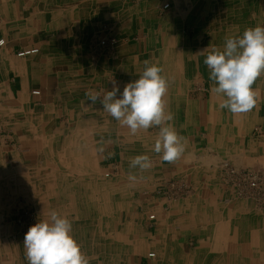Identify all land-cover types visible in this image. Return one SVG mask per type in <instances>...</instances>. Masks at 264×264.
<instances>
[{
    "label": "crops",
    "instance_id": "1",
    "mask_svg": "<svg viewBox=\"0 0 264 264\" xmlns=\"http://www.w3.org/2000/svg\"><path fill=\"white\" fill-rule=\"evenodd\" d=\"M220 3L238 4L234 7L238 15L232 18V24H225L229 19L226 16L218 22V29L213 30L207 20L215 15L203 12L199 6L218 4L220 8ZM165 4L169 5L166 9ZM245 8L249 10L247 19H253L248 26L239 22L241 10ZM263 15L264 0H0V203L7 194L17 196L19 184L23 185L24 179L32 180L36 168L38 177L50 181L48 185L54 189L46 194L41 191L43 194L40 200L35 197L36 201L32 184L25 181L24 190L28 200L43 206L47 219L48 211L66 210L67 202L75 203V197L82 199L77 196L82 191L72 192L73 196L66 198L67 183L60 180L91 178L90 173L83 176L85 172L80 166L97 162L116 170L124 182L126 190L122 189L125 193L119 195L118 203L126 201L127 191L132 190L128 194L133 195L134 219L128 222L127 228L139 227L137 233L148 235L138 240L136 251L128 256V264L135 258L137 262L133 264H264V261L258 262L259 256H264V230H261L264 218L247 210L246 203L230 201L233 196L228 189L218 191L223 201L220 203L223 214L217 217L215 224L223 227L219 233L212 230L203 188L193 189L184 202L165 205L161 189L145 186L152 179L161 184L176 179L184 164L205 161V157H197L202 146V127L212 134L217 132L216 138L222 143L230 132V136L241 141L242 125L249 123L250 118L243 116V119L241 114L221 110V97L215 94L210 93L208 100L203 94L193 99L190 89L195 83L204 87L209 81L204 59L213 47L222 49L230 33L238 36L247 28L264 26ZM201 28L206 31L200 32ZM102 35L116 37L118 42L112 49H104L105 54L100 52L103 48L98 44ZM202 35L208 38L205 40ZM31 49L38 52L25 57L17 55ZM145 60L162 68L167 65H164L168 62L165 60H169L170 70L165 74L170 77V88L165 100L174 114L171 123L176 122L174 127L188 143L181 159L175 163L162 162L160 155L151 150L157 136L145 140L144 135L141 145L148 150L145 154L153 157L154 167L149 172L155 175L145 180L139 171L134 173L138 176V187L130 186L128 181L130 171L126 169L130 157L125 159L122 154L125 141L119 139L120 144L114 141L117 128L113 117L99 102L90 106L86 93L93 91L103 95L112 90L113 81L122 92L127 83L139 78ZM180 82L186 90L181 93L172 85ZM212 84L211 81L210 87ZM263 89L256 88L260 92L258 100L264 101ZM99 113L105 118L98 121ZM86 131L91 132L88 137H85ZM73 134L75 138L71 137ZM57 161L63 163V170L61 166H57L58 170L50 168ZM68 161L77 163L78 170L76 167L67 172ZM96 190L103 195L105 208L99 209L101 205L91 201V205L80 209L105 211L106 217L113 219V190ZM90 194L82 200L92 197ZM150 208L156 210L152 224H148L144 216ZM2 209L0 206V218ZM96 214L98 218L92 219L96 221L95 226L103 218ZM136 219L141 221L137 223ZM5 221L0 219V250L4 246L14 258L18 244L24 242L23 235L11 238L12 234H17L15 226ZM93 221L89 225H93ZM151 226L153 230L149 232L146 228ZM92 237L89 233L87 241L91 244ZM78 239L84 252L83 240L80 236ZM147 249L154 250L153 261L147 260ZM112 252L110 247L105 257L112 258ZM3 257L7 255L0 254V258Z\"/></svg>",
    "mask_w": 264,
    "mask_h": 264
},
{
    "label": "rangeland",
    "instance_id": "2",
    "mask_svg": "<svg viewBox=\"0 0 264 264\" xmlns=\"http://www.w3.org/2000/svg\"><path fill=\"white\" fill-rule=\"evenodd\" d=\"M223 3V2H222ZM214 4V3H213ZM220 8L216 6L211 5L208 6L205 5L203 8L202 6H199L200 9H202L203 12H207L211 16L210 19L207 20V25L210 24L216 27H211L213 30L217 29L219 26V21L222 22L221 19L225 18L226 16H230L228 21H225V24H232L231 21L233 17H237V13L234 10L235 6H238V4L232 3L229 4H220ZM251 7V6H250ZM253 7V5H252ZM216 9V10H215ZM224 9V10H223ZM237 10V9H236ZM218 11V12H217ZM220 11V12H219ZM242 17L240 18L239 22L240 25L245 24L246 26L250 25L253 22V19H247V15L249 14L248 9H242ZM240 11V12H241ZM255 12H257V9H254ZM224 12V13H223ZM239 12V14H240ZM252 12V10H251ZM218 14V15H217ZM264 15L261 17V20L263 21ZM197 18L194 19V22ZM216 19V20H214ZM239 19V18H237ZM200 21V20H198ZM216 22V23H215ZM238 23V22H237ZM183 26H186L185 24ZM232 26V25H230ZM228 27V26H227ZM185 29V28H184ZM200 32L204 33L205 30L203 28L199 29ZM204 39L208 38L207 36H203ZM233 37V36H232ZM100 40L104 39L107 41L115 40V45L118 43L117 38L113 36H106L102 35V37L98 38ZM99 40V41H100ZM98 41V43H99ZM102 54H105V50L102 49L100 51ZM99 52V53H100ZM181 58V56H180ZM168 61L169 60H165ZM165 62V66H163V69H165L166 72L164 74L169 73V63ZM207 68V66H206ZM208 69V68H207ZM264 75L259 77L257 81L254 83L253 88L256 89L257 87L262 89L264 87ZM210 80L206 82L205 86L203 87L202 84L195 83L194 86L190 89L191 90V96L193 95V99L197 98L199 95L203 94L205 96V100H208V97L210 95ZM173 86L176 85V89L178 92L186 91L184 88H182L183 84L182 82L172 84ZM203 87V88H202ZM170 88V86H169ZM264 94V89L261 90ZM167 96L164 97L167 98ZM223 111H227V109H223ZM100 114V113H99ZM97 115L98 121L101 118H105V116H102V114ZM94 116V115H93ZM250 118L253 121L249 119V123H245L242 125V138L241 141L235 140L232 137V134L230 136V132L226 138L225 144L223 145L222 140H217L216 135L217 132H212L206 130L204 127L201 128V133L203 135L202 139V146L201 149L198 150L197 157H205L204 162H196L194 159L193 164H189L191 162H188L189 165L186 166L184 164L180 168V175L176 179L168 180L167 182H164L161 184V182H156V180L152 179L151 183L145 186H149L151 188L157 187L158 190L161 189L163 193V199L165 205H174L178 202H184L185 198L188 196L187 194L190 193L193 189L196 188H203L204 189V199L207 198L208 207H209V217L210 222L213 223L212 230L217 232H221L223 227L215 226L216 222L218 221L217 217L223 214V209H221V204L223 201L221 200L222 196L218 194L219 190L228 189L233 198L230 199V201L238 200L241 203H246L247 210H252L255 214L260 215L258 217L264 218V206H258L257 203L251 199L246 198L243 196H239L237 190L234 188L235 185L233 183H230V181H233L234 175L227 174L231 169L235 168L242 172L246 173H252V172H264V101L258 100L256 106L249 112L241 114V117L243 118ZM253 117V118H252ZM90 116L87 115L86 121L89 122ZM243 118V119H244ZM176 119H179L177 117ZM175 119V120H176ZM231 119V121H230ZM114 124L116 125L115 131H114V141L119 143V139H122L125 141V145L123 146L122 154L125 156V159H129L132 157H135L137 155L145 154L148 152V150H144L145 147L141 145V140L143 139V136L145 135V140L148 139L150 136H157L159 128L158 127H152L148 129L145 134L143 131L138 132L136 135H131L130 130L126 127H121L118 122L113 118ZM173 122V121H172ZM248 122V120H247ZM176 122L174 121V124ZM229 123L232 124L233 120L232 117H229ZM229 124V126H230ZM176 125V124H175ZM176 127V126H175ZM178 129H181L180 123L177 124ZM91 132L86 131L85 137H88ZM74 137V134L71 136ZM212 137V138H211ZM120 144V143H119ZM209 145V146H208ZM207 146L210 147V149H207ZM147 148V147H146ZM73 151V149H71ZM70 153V152H69ZM75 153V152H74ZM73 153V154H74ZM152 154V153H151ZM150 155V154H149ZM70 156V155H69ZM73 156V155H72ZM213 156V157H212ZM57 157V156H55ZM151 159H153L152 156H149ZM192 160V159H191ZM189 160V161H191ZM66 171L72 172L68 170H73L77 167V163H70V161L66 162ZM63 163H59L58 161L51 164L50 168H54L58 170L57 166H61V170L64 168ZM80 166V169L82 172H85L83 176H86L87 174H91V178H85V179H69L66 180H60V182H66L67 185L64 188L66 190V198L73 196V194H76V192L82 191L86 192L88 191V195L86 197L90 196L89 198H85L84 201L82 199L77 200L75 197V200L73 202L75 203H66V210H57L58 213H61L63 216H66L68 219L72 221V235L74 238L79 240L82 238L83 242V248L84 252H82L90 258V264H128L130 253L133 254V252L136 251L138 240L142 237H147L148 235L142 234L140 231L137 233L139 227L135 228H127L129 226L128 222H133V204H132V194H128L129 191H127V200L119 202V198L122 193V189H125V185L122 182V179L119 178V175L117 174L116 170L111 169V167H105L103 164H97L95 162L94 164L89 165L87 162ZM46 166V165H45ZM243 166V167H240ZM154 167V166H153ZM193 167V170H192ZM48 168V169H50ZM153 169V168H152ZM78 170V167H77ZM127 171H130V173H137V169H130L129 165L126 169ZM35 171L34 178L32 180H23V185L19 184L17 187L18 189V195H12L10 196L7 194L6 198H4L3 203H0V206H2V216L0 219L3 221L6 220L7 222H11L13 224L14 232L17 234H12L11 238L20 237L24 240L25 234L27 233L30 226L34 225L38 222V220H44L47 215H45L43 206L39 205V203L32 202L26 198V191L24 190L26 187L25 181L27 184H31L34 187V200L36 201L35 197L42 196L41 194H46L49 191L53 190L52 186L48 185L50 181L48 180H42L40 177V174L36 172V168L33 169ZM95 174L94 177L92 175ZM108 174V176H106ZM153 171H146L142 173V178L145 180H148L150 178L154 177ZM193 180H192V178ZM230 180V181H229ZM1 181V180H0ZM52 182V181H51ZM156 182V183H155ZM137 183V182H136ZM161 184V185H160ZM135 186L139 187V184H135ZM97 187V188H96ZM9 188V186H8ZM44 188V189H42ZM101 188L106 189L110 188L113 190L114 195V203H113V219H109V217H106L107 214L105 211H92L89 214V210L86 209H80L81 207H86L87 205H84L85 202H91L93 201V204L98 203V206L101 205L99 209L105 208V199L103 200V195H101L100 191H97L96 189ZM126 190V189H125ZM200 190V189H199ZM7 192V190H5ZM43 191V193H41ZM38 192V193H37ZM73 192V194H71ZM97 193V194H96ZM131 193V192H130ZM220 193V192H219ZM37 194V196H36ZM172 197V198H171ZM201 198V197H199ZM230 198V197H229ZM228 198V199H229ZM55 199V198H54ZM90 199V200H89ZM79 201V202H78ZM222 201V202H221ZM113 202V199H112ZM218 202V203H216ZM73 204V205H69ZM84 205V206H83ZM123 207V211L119 210V208ZM97 208V206L95 207ZM62 209H65V206H62ZM140 211V210H139ZM146 214H144L145 219L148 221V224H152L155 219H150L151 215H155L156 210H153L152 208L146 210ZM251 211V212H252ZM50 212V211H48ZM96 212L99 214V218L103 217L98 221L97 226L96 221H93L94 219H97ZM138 212V211H137ZM136 212V213H137ZM128 214V215H127ZM131 214V215H130ZM105 218V219H104ZM136 218H139L137 215ZM144 218V217H143ZM93 219V220H92ZM107 219L109 221H107ZM119 219V220H118ZM79 220V221H78ZM136 219V222L138 223ZM5 221V222H6ZM92 222L94 225H89V223ZM107 221V222H106ZM141 221V220H140ZM120 223V224H119ZM82 224V225H81ZM84 225V226H83ZM148 226V225H147ZM137 229V230H136ZM148 231L152 232L153 226L147 227ZM264 230V228H261V230ZM126 230V231H125ZM89 233H91L92 237V244L90 243L89 239ZM24 242L18 244V251L16 253L17 257H10L8 249L5 250V247L2 246V249L0 250V254H6L7 257L0 258V264H28L26 256H25V248L23 245ZM94 245V246H93ZM92 246V250H91ZM129 246V247H128ZM110 247H112V254L114 255L112 258H106L105 254H109ZM128 247V248H126ZM134 249V251L132 250ZM127 250L129 253H127ZM147 260L153 261L154 257H149L150 253H154V250L147 249ZM92 252V254H90ZM131 254V255H132ZM91 255V257L89 256ZM264 261V256H259L258 262ZM137 262V259H132L131 263Z\"/></svg>",
    "mask_w": 264,
    "mask_h": 264
},
{
    "label": "clouds",
    "instance_id": "3",
    "mask_svg": "<svg viewBox=\"0 0 264 264\" xmlns=\"http://www.w3.org/2000/svg\"><path fill=\"white\" fill-rule=\"evenodd\" d=\"M204 64L213 82L210 92L222 98L219 108L236 115L251 111L260 98V92L253 85L264 75V26L250 27L241 35L226 37L223 48H213ZM144 65L139 78L127 83L122 92L113 81L112 90L103 95L93 91L86 93L87 101L91 102L90 106L99 102L121 127L130 130L131 135L158 127L151 150L160 155L162 162L175 163L184 156L188 141L171 123L174 114L164 99L170 77L158 64L145 60ZM153 166L147 154L129 161V168L140 173ZM128 181L130 186H135L138 176L130 173ZM23 245L28 264H90V258L72 235V221L55 210L49 212L47 219L38 220L29 227Z\"/></svg>",
    "mask_w": 264,
    "mask_h": 264
},
{
    "label": "built area",
    "instance_id": "4",
    "mask_svg": "<svg viewBox=\"0 0 264 264\" xmlns=\"http://www.w3.org/2000/svg\"><path fill=\"white\" fill-rule=\"evenodd\" d=\"M168 6V4H165L164 8L166 9ZM115 42L114 39L110 41L103 39L100 40L98 44L99 47L103 49H112ZM36 52H38V49L23 50L18 52L17 55L19 57H25L35 54ZM35 93L38 94L39 92ZM227 174L234 175L233 181H229L235 185L234 188L237 190L239 196L251 198L257 203L256 205L264 206V172L246 173L233 168ZM106 176H108V174ZM150 219H155V215H151ZM154 256V253L149 254V257Z\"/></svg>",
    "mask_w": 264,
    "mask_h": 264
},
{
    "label": "bare ground",
    "instance_id": "5",
    "mask_svg": "<svg viewBox=\"0 0 264 264\" xmlns=\"http://www.w3.org/2000/svg\"><path fill=\"white\" fill-rule=\"evenodd\" d=\"M173 2H174V1H173ZM184 3H185V2H184ZM220 4H221V3H220ZM210 5H211V4H210ZM212 5H213V4H212ZM217 5H218V4H217ZM249 5H250V4H249ZM221 6H222V5H221ZM194 7H195V6H194ZM116 8H117V7H116ZM170 9H171V8H170ZM183 10H184V9H183ZM223 10H224V9H223ZM177 11H178V9H177ZM189 12H190V11H189ZM217 12H218V11H217ZM219 12H220V11H219ZM223 13H224V12H223ZM113 14H114V13H113ZM126 14H127V13H126ZM182 14H183V13H182ZM217 15H218V14H217ZM180 16H181V15H180ZM202 17H203V16H202ZM229 17H230V16H229ZM186 18H187V17H186ZM145 19H146V18H145ZM227 19H228V18H227ZM215 23H216V22H215ZM197 24H198V23H197ZM204 24H205V23H204ZM220 24H221V23H220ZM263 24H264V23H263ZM200 25H201V23H200ZM200 25H199V26H200ZM196 26H197V25H196ZM208 26H209V25H208ZM215 27H216V26H215ZM217 29H218V28H217ZM205 31H206V30H205ZM158 32H159V31H158ZM162 33H163V32H162ZM238 33H240V31H238L237 34H238ZM234 34H235V33H230V34L228 35V37H232V36L234 37V36H236V35H234ZM164 35H165V34H164ZM239 35H240V34H239ZM202 36H203V35H202ZM102 40H103V39H102ZM203 40H204V39H203ZM205 40H206V39H205ZM204 43H205V42H204ZM196 45H197V44H196ZM213 48H214V47H213ZM190 55H191V54H190ZM201 63H202V62H201ZM158 65H159V64H158ZM221 99H222V98H221ZM185 103H186V102H185ZM182 105H183V104H182ZM183 106H184V105H183ZM0 113H1V112H0ZM205 121H206V120H205ZM81 129H82V128H81ZM188 154H189V153H188ZM188 154H187V156H188ZM189 155H190V154H189ZM185 156H186V155H185ZM212 157H213V156H212ZM186 159H187V158H186ZM187 160H188V159H187ZM184 162H185V161H184ZM44 167H45V166H44ZM77 174H78V173H77ZM42 176H43V175H42ZM49 180H50V179H49ZM51 183H52V182H51ZM63 193H64V192H63ZM76 193H77V192H76ZM84 193H85V192H83V193H81V194H78V193H77V196H80V197H82V199H83L84 197H86V196L88 195V194H86V193H85V194H86V195H85ZM57 194H58V193H57ZM60 194H61V193H60ZM171 198H172V197H171ZM56 199H57V197H56ZM85 204H86L87 206L91 205L90 202H87V201H86ZM85 204H84V205H85ZM88 204H89V205H88ZM84 205H83V206H84ZM89 214H91V213L89 212ZM118 220H119V219H118ZM107 221H109V220L107 219ZM107 221H106V222H107ZM119 224H120V223H119ZM125 231H126V230H125ZM93 246H94V245H93ZM132 250L134 251V249H132ZM127 251H131V250H127ZM150 254H151V253H150Z\"/></svg>",
    "mask_w": 264,
    "mask_h": 264
}]
</instances>
